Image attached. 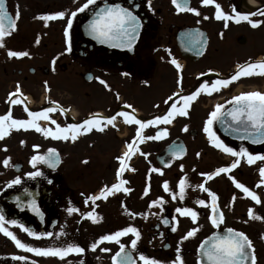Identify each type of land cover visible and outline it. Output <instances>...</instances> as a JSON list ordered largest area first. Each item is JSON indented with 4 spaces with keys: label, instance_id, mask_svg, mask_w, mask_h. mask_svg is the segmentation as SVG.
<instances>
[{
    "label": "flooded vegetation",
    "instance_id": "1",
    "mask_svg": "<svg viewBox=\"0 0 264 264\" xmlns=\"http://www.w3.org/2000/svg\"><path fill=\"white\" fill-rule=\"evenodd\" d=\"M69 2H71L70 6L65 5L67 18L86 0H69ZM216 2L222 6L223 11L229 14H233V7L249 15L259 13V10L264 8V0H216ZM105 4H118L128 8L140 18L141 27L131 49L101 43L89 35L88 25L95 10L104 7ZM190 6L197 8L201 14L197 16L190 12H177L172 0H96V4L90 5L84 12H77L73 20V27L70 30L71 51L66 50L67 42L63 29L61 37L65 50L53 53L48 67L34 68L28 67L30 56L8 57V50L29 52V44L25 39L14 47L11 43L12 38L20 25L29 24L30 12H38V18L41 15L61 11L60 1L6 0V10L13 18L19 12V19L17 29L6 38L5 47L0 48V115L7 114L11 108L13 118L28 119L27 112L24 111L25 104L30 111H41L46 107L54 106L53 101L67 110L64 113L56 111L49 114L61 126L67 123L82 122L92 113L110 117L119 111L131 112V109L126 108L128 103L124 102V95L121 93L128 87L126 83L128 81L129 85L134 83L141 90L166 92L162 96L156 95L157 100L152 107L154 116L143 119L148 120L169 110L172 101H169V104H165L164 101L175 93V90L181 95H187L205 81L211 86L212 82L217 79L229 78L237 70V65L264 61V23L253 28L247 21H241L239 24L229 21V26L225 28L224 21L215 19L214 6H202L201 0H190ZM205 16L208 19H204ZM250 19L264 21V16L250 15ZM41 22L43 24L42 38L48 37L47 27L58 23L65 26L64 20L47 22L48 26H45L44 21ZM83 28L87 30L86 34ZM200 33H203V37L200 38L201 43L196 44L194 40ZM41 56V53L38 54L39 59H43ZM173 58L181 65L179 72L171 63ZM77 67L83 71L77 72ZM201 73L204 75H200ZM36 76H39L41 83L29 89L31 78ZM77 76L86 83H96L104 92L110 94L113 100L105 101L107 103L104 104L102 110L89 109L85 114L82 112L77 115L78 99L75 94ZM178 76H182L180 86L177 84ZM100 80L105 81L109 87L106 88ZM18 84L27 99L24 104L10 105L9 93L14 92ZM30 90L32 93L28 95ZM251 91L264 93V76L242 77L227 88H222L211 95L202 93L192 104L189 116L181 117L186 123L197 125L188 130V134L194 139H208V135L204 132V125L215 106L224 104L225 108H231L232 105L227 101H230L234 95ZM91 94L92 91L86 92L87 97ZM43 97L48 98L41 100ZM32 107L33 109H30ZM135 109L137 117L142 119L141 110L138 107ZM38 123L42 126V119ZM122 123V118L118 116L116 128L108 126L104 132L93 130L91 133L81 135L75 142L45 138L41 133L32 129L12 130L9 136L0 140V213L6 219H15L35 232H52L53 237L37 240L27 236L18 227L6 225L9 230L13 231L22 242L36 247H62L73 243L85 249L82 255L71 254L65 260L57 257H37L17 248L10 238L0 233V264H32V261H36V264H69V262L70 264H81V261L83 264H113L112 257L120 251L118 244L105 242L99 244L94 251L90 245L103 235L129 226L136 227L141 233L137 247L136 249L131 248V239L134 238L131 234L121 237V244H124L125 251L136 260V264H142L139 260L141 254L160 260L162 264H171V261L175 259L177 247L181 249L180 255L185 264H199L198 249L201 242L210 234H217L223 229L233 228L243 231L250 238L247 222L241 221V224L237 226L235 219L231 221L233 223H228L225 215V221L219 229L211 224L210 215H199L198 221L193 223L189 217L176 215L164 205L162 208L159 206L158 212L151 211L147 215H142L139 152L135 153L129 161L130 168L136 171L126 170L122 177L126 180H134L132 186L126 185V187H132V191L128 194L119 192L109 196L107 200L97 201L96 205L91 202L86 205L84 201L87 196L98 193L106 184L110 186L117 182L116 173L119 167L117 157L125 152L123 141L126 137L121 136V131L124 130ZM201 125H203L202 129ZM44 127L55 129V125H52L50 121ZM136 127L133 125L134 137ZM219 128V122L214 123L213 130L228 146L237 150L244 146L250 152L264 150V144L253 146L247 142L232 141ZM159 129H162L160 125L159 128L156 127L155 132ZM146 130L144 134H147ZM185 133L183 131L175 136V140L183 141ZM110 138L115 141L113 147L109 144ZM21 141L25 143L21 144ZM170 144L156 155L155 161L160 169L166 168L158 164L157 157ZM34 145H39V149H34ZM5 147L7 151L4 150ZM49 148H55L59 153L60 162L57 167L52 169L43 163H38L37 167L33 168L30 163L31 157L46 154ZM220 152L223 155L220 158L224 161L230 160L231 164L232 156ZM6 157H11V164L14 167L3 166L2 161ZM177 162L180 161H173L171 167ZM240 166L233 172L241 171ZM32 171H41L43 175L30 178L27 173ZM221 175L215 178L220 179ZM17 176L20 177L21 184L7 187L8 182ZM49 180L52 182L49 183ZM216 194L219 197V203L222 196L219 195V191ZM16 197H20L19 205ZM132 198L133 206L130 203ZM33 199L40 215L28 206ZM229 203L230 200L227 199V204ZM70 206L78 208L79 211L69 215L67 208ZM93 210L99 217H102L97 223H93L82 215ZM164 219H168L170 223L165 225ZM245 221L250 222L249 217ZM172 227H176L177 230L173 232ZM192 228H198V231L181 244V238ZM60 233L66 235H59L57 238V234ZM105 247L110 251H101ZM14 251L28 259L26 261L13 259L14 256H19L14 254Z\"/></svg>",
    "mask_w": 264,
    "mask_h": 264
},
{
    "label": "snow or ice",
    "instance_id": "2",
    "mask_svg": "<svg viewBox=\"0 0 264 264\" xmlns=\"http://www.w3.org/2000/svg\"><path fill=\"white\" fill-rule=\"evenodd\" d=\"M96 0H86V2L77 9V11L71 12L70 16L65 19L66 13L64 11H58L52 14L41 15L38 17L41 21L45 22V26H48L47 22L64 20L65 29L64 36L67 42V51H71V32L70 30L73 27V20L77 16V12H84L89 8L90 5H95ZM172 4L175 6L177 12H190L197 16L201 13L197 8L190 6V0H172ZM202 6H214L215 8V19L224 21V27L227 28L229 21H234L239 24L241 21H247L251 27L256 28L260 26L264 21H254L250 19V15H261L264 16V8L259 10V13L244 14L237 11L234 7L232 9L233 14L226 13L222 10V6L216 2V0H201ZM19 19V12L16 13L15 18L6 10V0H0V48L5 47V40L17 29V20ZM204 19H208L207 16ZM7 21V23H6ZM141 27L140 18L135 15L133 12L129 11L128 8L122 7L118 4L108 5L105 4L104 7H100L95 10L92 19L88 25L89 35L94 39L99 40L101 43H108L114 47H126L131 49L132 45L135 43L136 38ZM221 35H223L221 33ZM203 33L198 34V38L194 40V43L200 44ZM39 43V40L36 41ZM7 55L10 58H24L29 57L30 53L27 51H14L8 50ZM171 63L175 66L177 71L181 70V65L178 61L173 58ZM128 75V73H124ZM200 75H204L201 73ZM254 75L264 76V61L249 62L242 65H237V70L229 78H220L212 82L211 86L207 81L203 82L197 89L192 93L187 95H181L180 92H175L169 96L164 103L169 104V101L172 103L169 105V110L162 115H157L152 119L143 120L137 117L136 109L132 105H126L127 108L131 109V112L119 111L117 114L110 117H105L99 113H92L88 118L84 119L79 123H67L64 126H61L55 119H52L49 114L59 111L61 113L66 112V109H63L58 106L57 102H52L54 106L46 107L41 111H30L25 104L24 111L27 112L28 119H16L12 117L11 108L7 114L0 115V140L5 139L10 135L12 130H35L37 133H41L45 138H52L55 140H63L75 142L81 135L91 133L93 130L104 132L108 126L116 128L117 117H121L124 124L127 125H136L135 128V138L132 142L127 144V151H125L121 156L117 157L119 161V167L116 173L117 182L109 185H104L98 193L89 195L85 198L84 203L87 205L91 202L93 205H96L97 201L107 200L109 196H113L119 192L128 194L132 191L131 188L126 187L129 183L128 180L123 179V175L126 170L136 171L134 168H130L129 161L131 157L139 152L140 155L147 156V153L140 151L137 147L139 143L144 142L145 140H160L169 135L167 128L159 129L155 135L145 136L144 132L149 126L159 128V125H169L172 124L176 117H188L192 104L197 100V98L202 94L211 95L213 92H218L222 88H227L234 81L240 80L242 77H251ZM99 79V78H97ZM182 76H178L177 84L181 85ZM101 84H104L106 88L109 86L103 80H100ZM175 97V99H174ZM117 98H119L117 96ZM26 97L20 89L19 84L17 85L14 92L9 93L8 102L10 105L24 104ZM182 102V103H181ZM228 104L232 105L231 108H225L224 104H217L213 111H211L206 125L204 127V132L208 135L210 144L222 151L223 153L234 157V160L229 166L219 167L213 172L200 173V175L206 177V181H210L213 178L221 174H229V179L232 180V183L235 187L245 195L246 198H251L256 204H261V198L258 194L247 187L244 183L236 180L235 177L231 176L230 173L233 169L237 168L241 161H245L248 165H253L257 161L264 162V154H253L248 150V148L241 146L239 150L228 146L224 141L215 133L213 130V125L216 122L227 124L228 128L231 131L239 134V139L241 141L248 140L252 144H264V93L259 91H251L240 93L239 95H234L230 101H227ZM178 105H180L178 107ZM159 107V105H157ZM43 119L45 121H50L52 125H55V129L51 127H42L38 121ZM187 132L188 127L185 125L182 129ZM24 141H21V144H24ZM39 145H34V149H39ZM7 151L6 147L4 149ZM183 148L177 146L175 150H172L173 156H179L183 152ZM200 154L197 153V156ZM60 162L59 153L55 148H49L46 154L43 155H33L30 159V163L33 168L37 167L38 163H43L48 167L55 169ZM2 164L4 167H14L11 164V157H6ZM183 169V165H181ZM151 172L159 173L163 175V171L159 168L153 167ZM260 181L256 187L264 185V166H261L259 169ZM30 178H36L42 176L41 171H32L27 173ZM150 179V177H149ZM52 181L49 180V183ZM21 184V179L19 176L12 179L8 182L7 187H12L14 185ZM163 190L168 192L172 199H177V195L180 200H184L186 195V188L190 187V184L187 181V177L179 180V192H172L169 187V182L164 181L162 184ZM196 187L200 188L201 191L208 193L210 197V202H207L203 199L197 201L200 206L208 207L211 210L210 221L211 224L219 229L220 225L224 223L225 217L222 211L219 209L218 204V195L211 191L208 187H205L204 183L198 184ZM25 191H27L25 189ZM148 194V190H145L144 195ZM30 195V193H29ZM83 195V194H81ZM233 201L235 196H233ZM16 200L20 202V197H16ZM166 203L163 197H160L151 202L152 206L159 205L161 208ZM28 206L40 215L38 206L33 199L29 202ZM79 209L70 206L67 208L69 215L78 212ZM175 212L180 216L189 217L193 223H196L199 218V213L190 207H178L175 209ZM129 215L135 216V213H128ZM87 219L91 220L93 223L99 222L102 217H99L95 211L83 213ZM248 217L251 220H261L264 221V216L258 215L254 212L253 209L248 210ZM164 224L168 225L170 222L168 219H164ZM247 222V221H245ZM6 225H11L14 227L20 228L27 236L34 239H43L53 237L52 232H35L29 227L25 226L23 223L18 222L15 219H6L5 216L0 213V233H3L6 237L10 238L15 246L27 253H32L37 257H57L60 260H65L71 254L82 255L85 252V249L79 245L69 243L66 246L57 247H36L28 243L22 242L17 235L10 231ZM173 232L177 230L176 227H172ZM198 228H192L187 231V233L181 238V244L184 240H188L193 237ZM132 235L131 239V248L136 249L137 243L141 237L140 231L136 227H125L121 230H118L114 233L103 235L99 238L98 241L90 245L91 249L94 251L99 244L105 242L116 243L120 246V251H118L115 256L112 257L113 264H136V260L125 251L124 244H121V237ZM66 235L65 233L57 234ZM264 239V236L261 237ZM101 251L108 252L109 248H102ZM181 249L177 247L176 256L171 264H185L183 257L180 255ZM200 255L202 258H206L208 264H257V257L255 254V248L253 241L249 236L243 232L238 231L233 228L226 229L223 235L214 234L209 239H206L200 245ZM13 259L18 261H26L28 257L19 255L14 256ZM139 260L142 264H162L160 260L147 257L143 254L139 256ZM32 264H36V261H32ZM70 264V262H69ZM81 264L83 262L81 261Z\"/></svg>",
    "mask_w": 264,
    "mask_h": 264
},
{
    "label": "rangeland",
    "instance_id": "3",
    "mask_svg": "<svg viewBox=\"0 0 264 264\" xmlns=\"http://www.w3.org/2000/svg\"><path fill=\"white\" fill-rule=\"evenodd\" d=\"M61 4V11L66 13V17L68 16L65 11V5L68 4L70 6L71 2L69 0H59ZM67 1V3H66ZM34 7V6H33ZM35 9V7H34ZM57 9V8H55ZM54 9V10H55ZM37 13L35 11L30 12V22L26 25H20L17 33L13 36V40L11 39V43L14 47L16 44L25 39V41L29 44V53L30 60L28 63V67H48L50 64V58L53 53L64 51L62 37L63 29H65L64 25L54 24L52 27H47L46 31L48 33L47 38H42L43 33V24L37 18ZM39 40L37 44L36 41ZM41 53V57L43 59L38 58V54ZM77 72L83 71L80 67L76 68ZM39 76L31 78L29 89H32L36 84L41 83V80L38 79ZM175 78V77H174ZM77 87H76V99H78V111L77 115L80 113L87 112L89 109L102 110L105 101H112L113 98L110 94L104 92L100 87L94 84L86 83L82 81V79L77 76ZM126 81V80H125ZM127 86L121 93L124 95V102L133 106V108L138 107L142 112V119H147L150 116H154L153 114V103L157 100L156 95L162 96L166 92L164 91H151V90H141L139 87L135 86L134 83L129 85L128 81L126 82ZM91 96H86V92H91ZM171 92V91H168ZM167 92V93H168ZM178 92V91H174ZM32 90H30V95ZM173 93V92H171ZM48 98V97H46ZM43 97L44 100L46 99ZM35 102L36 99L33 98ZM136 106V107H135ZM127 108V107H126ZM30 109H33L30 108ZM129 109V108H128ZM129 112L128 110H126ZM2 112V111H1ZM48 121L42 119V127H44ZM121 125V124H120ZM124 125V130L121 131V136L125 138L123 142H125V149L127 151V144L132 142L135 138L133 135L134 129L133 125ZM187 125L188 130L192 127L197 126L194 123H186L184 118L176 117L172 124L169 125H160L162 128H167L169 135L160 140H145L137 146L140 151L147 153V156L140 155V174L142 178V215H147L151 211H157L159 205L152 206L151 202L160 197L166 201L164 204L165 207H168L172 212H175V209L178 207H190L196 210L199 215H210V208L200 206L197 201L203 199L208 202L207 195L200 190V188L196 187L198 184L204 183L205 187L213 190L215 193L219 191V195L222 196L220 199L219 205L224 212L226 220L230 223L232 220L237 222V226L241 224V221L245 222V219L248 217V210L251 208L258 215L264 216V185L260 187H256V185L260 181V175L258 169L261 166H264V162L257 161L253 165H248L245 161H241L240 169L234 172H231L230 175L235 177L239 182L244 183L251 190L255 191L258 196H260L262 203L256 204L251 198H246L245 195L241 192V190L237 189L235 185L232 183V180L229 179V174L221 175L220 179L213 178L210 181H206V177L200 175V173H208L213 172L215 169L219 167H224L230 164V160H223L220 157H223L219 149L214 148L209 139H194L192 136L188 134V131L183 135V141L187 146L188 154L186 158L180 162L174 163L173 167L167 169H161L163 171V175L155 172H151L150 170L155 167L159 168L156 164L155 158L156 155L168 144L175 140V136L181 134L183 131V127ZM206 125V124H205ZM204 125V127H205ZM201 125V129H202ZM156 127L147 128L148 135L156 134ZM17 140V138H15ZM109 144L111 147L115 144V141L110 138ZM17 143V142H15ZM197 153L200 155L197 156ZM253 154H264V150L254 151ZM234 160L233 157L230 158ZM181 165H183V169H181ZM160 169V168H159ZM187 177V181L190 184V187L186 188V195L184 200H180L178 195L177 199L173 200L171 195L168 192L163 190L162 184L164 181L169 182V187L172 192H179V180ZM150 177V179H149ZM129 183L127 185H133L134 180L128 179ZM132 188V187H131ZM145 190H148V194L144 195ZM233 196H235V200L233 201ZM227 199L230 200V203L227 204ZM128 201V200H127ZM133 198L130 200L131 206H133ZM133 211V208H131ZM176 215H179L176 213ZM244 219V220H243ZM233 223V222H231ZM246 226L248 227V231H250V238L253 241V245L255 248V254L257 257V264H264V239L261 237L264 236V221L261 220H251L247 221ZM14 254H20L14 251Z\"/></svg>",
    "mask_w": 264,
    "mask_h": 264
},
{
    "label": "water",
    "instance_id": "4",
    "mask_svg": "<svg viewBox=\"0 0 264 264\" xmlns=\"http://www.w3.org/2000/svg\"><path fill=\"white\" fill-rule=\"evenodd\" d=\"M6 23H7V21H6ZM83 31H84L85 34L87 33V30L85 28H83ZM219 127H220L219 130L224 135L229 136L230 140H232V141L247 142V143H249V144H251L253 146L262 145V144H252L248 140L241 141L239 139V134L231 131V129L228 128L227 124H223V123L219 122ZM177 146L182 147L184 151L179 156H173L172 155V150H175ZM186 153H187V148H186L185 144L183 143V141L182 140H175L168 147H166V149L161 154L158 155L157 162H158V164L161 167L169 168V167L172 166L173 160L180 161V160L184 159V157L186 156ZM206 194L208 195V193H206ZM208 197H209V195H208ZM209 202H210V197H209ZM221 225H223V224H221ZM225 231H226V229L220 230L219 232H217V234L223 235L225 233ZM214 234H216V233H212L206 239H209ZM205 240H203V241H205ZM198 257H199V264H208L207 259L206 258H202L201 255H200V247L198 249Z\"/></svg>",
    "mask_w": 264,
    "mask_h": 264
}]
</instances>
